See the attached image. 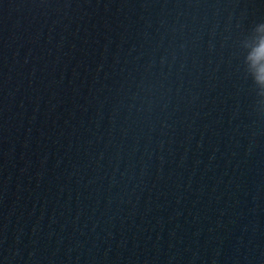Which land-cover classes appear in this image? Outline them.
<instances>
[{
	"label": "water",
	"instance_id": "obj_1",
	"mask_svg": "<svg viewBox=\"0 0 264 264\" xmlns=\"http://www.w3.org/2000/svg\"><path fill=\"white\" fill-rule=\"evenodd\" d=\"M0 264H264V0H0Z\"/></svg>",
	"mask_w": 264,
	"mask_h": 264
}]
</instances>
